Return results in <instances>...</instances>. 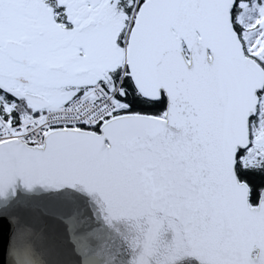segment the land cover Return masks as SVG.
<instances>
[{"label": "snow or ice", "instance_id": "obj_1", "mask_svg": "<svg viewBox=\"0 0 264 264\" xmlns=\"http://www.w3.org/2000/svg\"><path fill=\"white\" fill-rule=\"evenodd\" d=\"M0 264H264V0H0Z\"/></svg>", "mask_w": 264, "mask_h": 264}]
</instances>
